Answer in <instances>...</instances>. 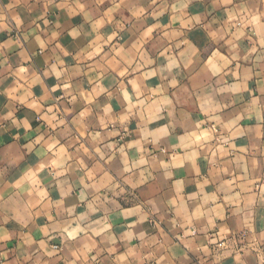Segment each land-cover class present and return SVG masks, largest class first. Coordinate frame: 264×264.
<instances>
[{
    "label": "crops",
    "instance_id": "obj_1",
    "mask_svg": "<svg viewBox=\"0 0 264 264\" xmlns=\"http://www.w3.org/2000/svg\"><path fill=\"white\" fill-rule=\"evenodd\" d=\"M0 264H264V0H0Z\"/></svg>",
    "mask_w": 264,
    "mask_h": 264
},
{
    "label": "built area",
    "instance_id": "obj_2",
    "mask_svg": "<svg viewBox=\"0 0 264 264\" xmlns=\"http://www.w3.org/2000/svg\"><path fill=\"white\" fill-rule=\"evenodd\" d=\"M245 238H246V234H245V233H241V234L237 235L236 240H237V241H244ZM218 245H219L220 247H223V246L225 245V242H221V243H219Z\"/></svg>",
    "mask_w": 264,
    "mask_h": 264
}]
</instances>
